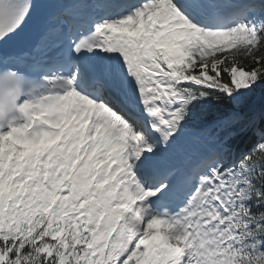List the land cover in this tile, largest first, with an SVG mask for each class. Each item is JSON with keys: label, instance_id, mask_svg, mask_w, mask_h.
I'll use <instances>...</instances> for the list:
<instances>
[{"label": "snow or ice", "instance_id": "1", "mask_svg": "<svg viewBox=\"0 0 264 264\" xmlns=\"http://www.w3.org/2000/svg\"><path fill=\"white\" fill-rule=\"evenodd\" d=\"M262 64L264 0H0V264H264Z\"/></svg>", "mask_w": 264, "mask_h": 264}, {"label": "trees", "instance_id": "2", "mask_svg": "<svg viewBox=\"0 0 264 264\" xmlns=\"http://www.w3.org/2000/svg\"><path fill=\"white\" fill-rule=\"evenodd\" d=\"M234 51L235 50H232L231 54H233ZM239 62H240L241 66H247L248 68L255 67L254 61H252L250 59L249 60H244V59L240 58ZM262 71H264V69Z\"/></svg>", "mask_w": 264, "mask_h": 264}, {"label": "rangeland", "instance_id": "3", "mask_svg": "<svg viewBox=\"0 0 264 264\" xmlns=\"http://www.w3.org/2000/svg\"><path fill=\"white\" fill-rule=\"evenodd\" d=\"M230 52H228V53H223V54H217V58H222L224 55H227V54H229ZM209 59H212L211 57L209 58ZM264 69V64L263 65H261V70H263ZM258 92H259V90H258Z\"/></svg>", "mask_w": 264, "mask_h": 264}]
</instances>
